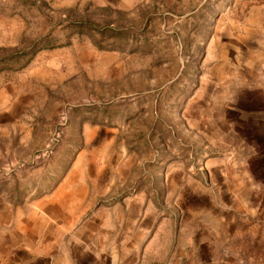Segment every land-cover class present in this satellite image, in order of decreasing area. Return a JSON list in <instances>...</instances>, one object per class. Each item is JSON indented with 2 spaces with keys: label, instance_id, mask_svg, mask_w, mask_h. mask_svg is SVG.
I'll use <instances>...</instances> for the list:
<instances>
[{
  "label": "rangeland",
  "instance_id": "374dc122",
  "mask_svg": "<svg viewBox=\"0 0 264 264\" xmlns=\"http://www.w3.org/2000/svg\"><path fill=\"white\" fill-rule=\"evenodd\" d=\"M247 93L264 97V0H0V212L32 209L75 161L89 177L139 161L125 194L166 174L177 223L190 181L223 209L228 161L259 152L233 134ZM248 242L241 264H264Z\"/></svg>",
  "mask_w": 264,
  "mask_h": 264
},
{
  "label": "crops",
  "instance_id": "0c3cea01",
  "mask_svg": "<svg viewBox=\"0 0 264 264\" xmlns=\"http://www.w3.org/2000/svg\"><path fill=\"white\" fill-rule=\"evenodd\" d=\"M243 100L233 110V134L244 148L259 152L228 161L226 207L221 209L219 187L204 190L190 181L193 196L177 223L166 174L157 190L154 181L144 180L146 186L138 184L125 194V173L139 161H101L98 177L78 175L74 171L83 161H75L73 171L32 209L0 212V264L252 261L246 257L248 241L259 236L264 245V97L247 93ZM225 244L227 256L221 250Z\"/></svg>",
  "mask_w": 264,
  "mask_h": 264
},
{
  "label": "trees",
  "instance_id": "16d2710c",
  "mask_svg": "<svg viewBox=\"0 0 264 264\" xmlns=\"http://www.w3.org/2000/svg\"><path fill=\"white\" fill-rule=\"evenodd\" d=\"M67 45H70V43H68ZM54 48H55V46H52L50 43H48L44 49L51 50V49H54Z\"/></svg>",
  "mask_w": 264,
  "mask_h": 264
}]
</instances>
